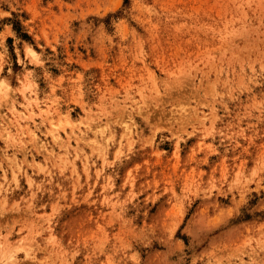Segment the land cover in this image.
I'll return each instance as SVG.
<instances>
[{"label":"rangeland","instance_id":"1","mask_svg":"<svg viewBox=\"0 0 264 264\" xmlns=\"http://www.w3.org/2000/svg\"><path fill=\"white\" fill-rule=\"evenodd\" d=\"M0 264H264V0H0Z\"/></svg>","mask_w":264,"mask_h":264},{"label":"bare ground","instance_id":"2","mask_svg":"<svg viewBox=\"0 0 264 264\" xmlns=\"http://www.w3.org/2000/svg\"><path fill=\"white\" fill-rule=\"evenodd\" d=\"M28 50L31 51V53H34V54H35L34 50H32L31 48H28ZM31 53H30V54H31ZM32 56H33V55H32ZM27 82H28V81H27ZM26 85H27V84H26ZM7 89H8V88H7ZM7 89H3V90H7ZM3 90H2V91H3ZM4 92L6 93L7 91H4ZM15 111H16V110H15ZM49 111H50V109H49ZM19 114H20V113H19ZM20 116H21V115H20ZM20 116H19V117H20ZM23 116H24V115H23ZM23 116H21V117H23ZM25 117H26V116H25ZM125 127H126V130L128 131V130H130V127H131V126H130L129 124H125ZM28 132H29V130H28ZM128 132H129V131H128ZM130 132H131V131H130ZM30 134H31V132H30ZM94 143H95V145H96V141H95ZM98 144H99V143H98ZM28 181H30V180H28ZM49 237H50V236H49ZM49 237H48V238H49ZM50 238H51V237H50Z\"/></svg>","mask_w":264,"mask_h":264}]
</instances>
